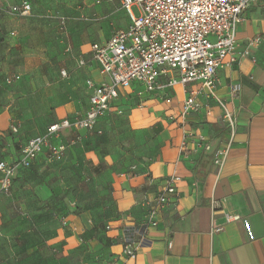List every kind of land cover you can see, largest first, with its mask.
<instances>
[{
	"label": "crops",
	"instance_id": "obj_1",
	"mask_svg": "<svg viewBox=\"0 0 264 264\" xmlns=\"http://www.w3.org/2000/svg\"><path fill=\"white\" fill-rule=\"evenodd\" d=\"M111 36L79 47L77 62L83 58L86 65L79 67L89 74L87 102L59 103L51 124L86 113L91 96L87 81L102 80L91 46ZM257 37L260 42L250 46ZM235 38L237 60L228 64L231 57L225 59L217 84L218 94L238 118L225 164L215 163V152L231 139L230 129L221 107L207 98L201 83L142 96L143 86L133 83L121 91L112 111L99 118L93 130L63 131L60 142L69 147L62 160L51 162L41 155L35 161L33 168L45 164L41 171L57 176L54 186L43 183L16 187L10 194L0 191V229H6L10 219L22 222L19 210L26 198L38 208L45 205L49 211L40 218L47 216L54 222L55 233L44 239L52 247L49 255L28 264H264V0L251 4ZM235 84L242 86L236 98ZM186 90L200 91L198 98L212 115L203 111L183 116ZM14 126L9 111L0 112V146L2 140L11 143ZM78 134L81 140L69 145L67 137ZM33 137L20 142L15 158L0 159L17 160ZM207 144L211 149H206ZM91 184L98 192L97 200L84 192ZM171 184L179 196L158 215L157 225L137 236L136 258H126V229L146 225L150 208ZM25 194L30 196L24 198ZM214 201L219 204L216 209ZM57 205L61 210L54 211ZM71 205H77L76 210L68 209ZM236 215L240 218L228 220ZM20 237L14 235V240ZM19 262L27 264L23 258ZM0 264H9L1 250Z\"/></svg>",
	"mask_w": 264,
	"mask_h": 264
},
{
	"label": "built area",
	"instance_id": "obj_2",
	"mask_svg": "<svg viewBox=\"0 0 264 264\" xmlns=\"http://www.w3.org/2000/svg\"><path fill=\"white\" fill-rule=\"evenodd\" d=\"M254 1L122 0L131 23L126 28L117 29L108 40L94 42L91 46L102 80L87 81L91 96L86 113L73 120L65 118L51 124L44 134L31 138L23 146L17 160L8 162L0 159V191H9L18 170L31 168L41 155H45L51 162L62 160L69 147L60 142L63 131L67 128L93 130L98 119L112 111L121 91L130 88L133 83L143 86L139 96L177 85L201 83L207 98L213 99L221 107L222 118L230 129L231 139L226 146L215 152V163L222 167L233 145L238 118L229 102L217 92L218 74L227 57H231L228 64L237 60L234 57L235 35ZM134 5L140 8L139 17L132 12ZM32 11L33 6L29 0H20L9 10L10 14L17 17H29ZM259 42L260 38L257 37L249 45L254 46ZM78 65L84 67L86 61L79 58ZM62 75L66 76L67 71L63 70ZM10 81L7 80L8 83ZM241 90V84L232 85L235 98ZM186 93L183 116L203 111L206 115H212L210 107L199 100L200 91L186 90ZM13 131L17 132V127L14 126ZM80 140L81 135L78 134L70 140L69 145ZM206 149H211V145L207 144ZM178 196L176 186L171 184L158 195L156 205L150 208L147 224L126 229L123 252L126 258H136L137 236H142L148 226L157 225L158 215ZM218 207V202L214 201L213 208ZM239 218V215L229 216L228 220ZM169 246H172V241Z\"/></svg>",
	"mask_w": 264,
	"mask_h": 264
},
{
	"label": "rangeland",
	"instance_id": "obj_3",
	"mask_svg": "<svg viewBox=\"0 0 264 264\" xmlns=\"http://www.w3.org/2000/svg\"><path fill=\"white\" fill-rule=\"evenodd\" d=\"M19 1L0 0V112L8 110L18 129L9 134L15 150L2 140V158H15L20 142L44 132L54 122V110L59 103L69 99L87 102L85 80L89 74L78 65L79 47L109 37L130 23L122 0H29L33 6L31 15L17 17L9 10ZM132 12L136 17L141 15L136 5ZM63 69L67 70L66 76L62 75ZM72 138L69 135L67 141ZM44 167L41 164L30 170L19 169L9 191L1 192L10 194L16 187L43 183L51 188L57 176L41 171ZM70 180L75 184L74 176ZM85 188L91 200L98 199L93 184ZM29 202L26 198L25 207L19 210L22 222L10 219L7 228L0 229V250L9 264H19L20 258L27 264L39 258L44 261L52 248L44 244V239L55 233L54 222L47 216L40 218L49 210L45 205L38 208ZM76 207L71 205L68 209ZM55 208L54 211L61 210L58 205ZM5 234H9V241ZM14 235L21 237L14 240Z\"/></svg>",
	"mask_w": 264,
	"mask_h": 264
}]
</instances>
